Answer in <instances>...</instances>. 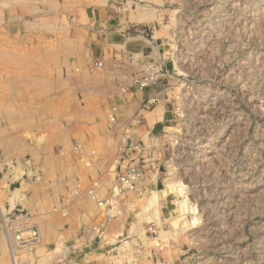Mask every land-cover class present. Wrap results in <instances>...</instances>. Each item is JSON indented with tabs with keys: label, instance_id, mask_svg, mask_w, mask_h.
<instances>
[{
	"label": "rangeland",
	"instance_id": "obj_1",
	"mask_svg": "<svg viewBox=\"0 0 264 264\" xmlns=\"http://www.w3.org/2000/svg\"><path fill=\"white\" fill-rule=\"evenodd\" d=\"M48 23L54 44L44 43ZM104 62L108 88L146 96L131 100L124 124L109 119L110 107L111 130L92 146L74 144L79 154L44 149L48 138L27 130L19 136L36 143L35 156L0 149V264H264V0H0V139L20 115L26 129L54 119L98 133L88 104L103 81L85 87L79 119L23 105L30 77L94 75ZM148 72L154 82L140 91ZM130 167L137 190L117 189ZM45 190L48 216L11 203L43 206Z\"/></svg>",
	"mask_w": 264,
	"mask_h": 264
},
{
	"label": "crops",
	"instance_id": "obj_2",
	"mask_svg": "<svg viewBox=\"0 0 264 264\" xmlns=\"http://www.w3.org/2000/svg\"><path fill=\"white\" fill-rule=\"evenodd\" d=\"M43 12L45 11L43 10ZM52 18L53 16L51 17V19ZM44 28L46 29L49 28V30L43 36L45 41H48V42L47 43L44 42V43L54 44V37L50 35L49 37L46 36V34H48L50 30L52 31L54 30V25L48 23V26L45 25ZM59 41H60L59 38H57L58 43ZM61 42L65 43V41L63 40ZM43 50L47 51V49H43ZM74 61L76 62L77 60H74ZM64 62L69 63L70 58L68 57V59ZM78 63L80 64V66H84L86 65L87 61L85 60V58H82V60H79ZM103 65H104V68L101 70L102 72H95L94 75H90L87 72H84L78 75L77 74L75 75L74 72H55L56 79H54L53 76L50 74L53 72H50V73L46 72L45 74L48 76L47 78H50L49 81L45 80V78L33 80V78L30 77L29 91L32 94L31 95L32 97H30L28 104L23 105V108L26 106L25 108L28 110H34L35 108H42L44 112L43 114L47 117L50 116L49 118L53 117L52 114L55 111H57L58 114L56 115H58V117L60 116L62 112L64 113V115H66L67 113H70V115L75 114V117L79 119L84 116V112H85L84 105H86V102L84 101V97H86L87 95V92H86L87 89L85 87H89L88 85L90 83L93 84L94 86H97L98 84H100L101 81H103L105 82L106 86L105 85L103 87L101 86V88L103 89L97 92L96 95L98 96H95V97H97L98 100L94 101L93 103L88 104V106L91 105L94 110V113L92 114L93 119L98 117L97 125H101L100 128L97 130L98 133L90 132V131L89 132L78 131L79 126L78 128H77V125H75V127H67L68 125L64 121L59 123L61 126L58 125V127H55L56 124L53 123L54 119L53 120L50 119L51 122H49V119L48 121H45V122L43 121L44 123L36 121L34 122V125L32 126H31V122L29 121L28 128L26 129L25 128L27 126L26 121L22 120L20 117L21 115H20L19 117H15L12 122L4 123L3 130L6 133H10L12 131L14 133L12 132L13 135H10V136L7 135V137L4 136L2 139H0V149L2 153H4V155L10 154L13 157L35 156L37 152L36 143H34L31 140L29 141H27L26 139L24 140L23 138L19 136L20 135L19 132L21 131L26 132V130L29 131L30 133H33V132L34 134L37 133L38 135L41 136V138H45V139L48 138L46 142L48 140L49 141L47 145L44 147V149L51 150L52 152H57V150L61 149V150H65V152L71 151L72 153L73 152L72 146L74 144H79L81 146L83 145L92 146L91 143L94 142L95 139H98V138L102 139L104 134H106L107 132H109V130H111L110 124L106 118L107 112L110 107L112 106L115 108L118 107L119 115H116V121L118 123L124 124L123 122H126V120H124L125 117L121 116L122 114H127L128 119L131 118L133 114L135 113L134 110L136 109L135 106L132 105L131 100H134L137 104H140V102L146 96L145 93L143 92L136 93V92L130 91L129 94H124L123 96H120L117 92V89L115 90L113 86L108 88L109 84H106V83L109 82V80L111 79V77L114 76V74L113 72H111L108 62H104ZM123 74L124 76L122 75L121 76L124 79L120 78L118 82H120L121 85L123 84L125 86V87L123 86L124 88L122 89L124 91V89L129 85L130 79L126 76V72H123ZM95 75H98V76H95ZM58 76H61V77L68 76L70 78L69 86H67L66 84L62 82V78L61 80H58L57 78ZM128 76H129V73H128ZM97 78H100L101 80L98 81ZM68 92L74 93V95L72 94L73 100L69 101L67 99V96L69 95ZM50 94L51 96H54L53 98L56 100L55 102L49 100V97L47 95H50ZM42 95L44 97V100L38 101L37 98ZM74 97H76L75 100H74ZM138 99H140L139 103H138ZM127 101L128 103H125ZM51 130L56 132L55 137L53 138H52ZM74 154L75 153L73 152L72 155ZM103 171L104 170L101 168L99 170V173L96 172L97 175L99 176L98 178L103 177ZM13 191H17V189ZM9 193L11 194L13 192L10 191ZM42 194H43L42 197L45 199V204L43 206H41L40 202H37L36 205L32 204V205H29V207H25L24 206L25 203L23 202L22 197H20L19 200L17 201L15 200L11 203L13 204V206H16V207L20 206L21 208L27 210L28 214L31 216H36L40 218V215L42 213H44L45 216H48L49 211L47 207V202L49 201V199L51 200V197L49 196L51 195V192L49 190L48 191L45 190ZM6 203L11 205L10 202L9 203L6 202ZM53 204L55 203L51 202L50 206ZM0 212L2 214L1 209H0ZM21 228H24V227H21ZM35 228L37 229V227ZM18 232H19V236L22 238L23 232L20 230ZM34 232L36 233V231H33L32 234ZM32 234L31 236L34 235ZM52 248L53 246L51 242L50 243L45 242V245H44L45 251L51 250ZM66 261L65 263H69V261L68 262ZM54 263L55 261L54 262L52 261L50 264H54ZM13 264H16L14 259H13ZM34 264L36 263L34 262Z\"/></svg>",
	"mask_w": 264,
	"mask_h": 264
},
{
	"label": "built area",
	"instance_id": "obj_3",
	"mask_svg": "<svg viewBox=\"0 0 264 264\" xmlns=\"http://www.w3.org/2000/svg\"><path fill=\"white\" fill-rule=\"evenodd\" d=\"M154 82V77L152 76V72H148V74H146V76H144L139 82H137V85L139 87V90L142 91L144 88H148L151 86V84ZM155 102V99L151 98V96H149L146 99V103L144 104L142 110H148L152 104ZM111 113L109 115V119L112 122L116 121V115H114V112L116 111V108L113 107L111 109ZM138 117V113L135 115V119L136 120V124L139 122L137 120ZM129 127V126H128ZM129 130H134L133 128L131 129V127H129ZM132 136V135H130ZM73 151L75 152V154H79L81 152H83L81 150V148L79 146H75L73 148ZM140 174L139 172H137L136 168H127L126 170H124V172L120 173L118 176V181H117V189L119 190H125V191H129V192H133L135 191V189L137 190V186H138V181L140 180ZM116 189V188H115ZM114 190V189H113ZM88 195H90L91 197H94V191L92 189L87 190L86 192ZM101 205V203H99Z\"/></svg>",
	"mask_w": 264,
	"mask_h": 264
},
{
	"label": "bare ground",
	"instance_id": "obj_4",
	"mask_svg": "<svg viewBox=\"0 0 264 264\" xmlns=\"http://www.w3.org/2000/svg\"><path fill=\"white\" fill-rule=\"evenodd\" d=\"M159 109H160V108H159ZM159 109H158V110H159ZM156 111H157V109H156ZM156 111H155V112H156ZM157 113H159V111H158ZM181 205H182V204H181ZM27 246H28V245H27ZM18 248H19V247H18Z\"/></svg>",
	"mask_w": 264,
	"mask_h": 264
}]
</instances>
